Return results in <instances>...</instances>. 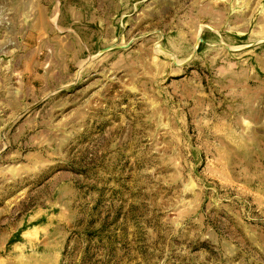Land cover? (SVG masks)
Masks as SVG:
<instances>
[{"label":"rangeland","instance_id":"374dc122","mask_svg":"<svg viewBox=\"0 0 264 264\" xmlns=\"http://www.w3.org/2000/svg\"><path fill=\"white\" fill-rule=\"evenodd\" d=\"M0 264H264V0H0Z\"/></svg>","mask_w":264,"mask_h":264}]
</instances>
